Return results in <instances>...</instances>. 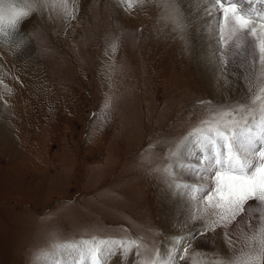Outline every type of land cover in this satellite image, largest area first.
Returning <instances> with one entry per match:
<instances>
[{"label":"rangeland","instance_id":"obj_1","mask_svg":"<svg viewBox=\"0 0 264 264\" xmlns=\"http://www.w3.org/2000/svg\"><path fill=\"white\" fill-rule=\"evenodd\" d=\"M133 3L129 11L120 0H46L24 25L23 39L0 35V264H54L62 251L84 258L89 251L82 257L77 249L101 241V264H160L170 256L171 264H224L259 244L249 237L264 221L251 213L231 233L202 235L201 224L188 223L196 232L185 253L187 244L178 241L188 228L178 233L168 223L163 194L183 142L190 138L196 147L192 134L206 129L202 121L238 107L223 119L239 120L249 106L259 121V104L237 100L250 91L261 58L249 49L239 72L224 68L238 81L213 97L196 73L187 33L194 23L178 11L194 5ZM213 36L210 29L211 44ZM227 55L224 61L235 67ZM262 73L252 95L264 87ZM186 182L184 212L191 205L187 186L200 187ZM206 192L194 200H206ZM209 213V207L199 213L204 222ZM203 236L207 244L196 240ZM220 236L229 239L225 250L216 246Z\"/></svg>","mask_w":264,"mask_h":264},{"label":"snow or ice","instance_id":"obj_2","mask_svg":"<svg viewBox=\"0 0 264 264\" xmlns=\"http://www.w3.org/2000/svg\"><path fill=\"white\" fill-rule=\"evenodd\" d=\"M46 0H25L23 4L3 2L0 0V35L13 36L23 39L21 33L24 32V25L32 13L41 10L45 6ZM122 7L129 11L134 7L133 0H120ZM148 0H135L136 5L147 3ZM251 0H249V3ZM264 4V0H260ZM65 14L69 19L74 18L68 13L66 5ZM203 10L207 15L212 16L215 12L222 14V22L219 23L220 43L228 46L226 41L235 37L242 39L246 34L255 36L257 27L253 18L260 20V28L264 30V9L244 10L238 7L234 0H207ZM227 30V35L225 32ZM261 60L264 61V39L259 45ZM264 75V73H262ZM260 94L250 97L252 105L259 104V121L253 115V108L248 107L247 112L240 116L239 120L224 117H233V112H240L238 107L232 111L218 113L219 119L215 122L202 121L207 125L204 131L197 130L192 135L196 136V146L204 155L202 163H207L209 170L214 175L209 180H214V187H209L206 192V207L211 208L209 221L204 222L199 212L189 214V221L195 227L201 224L199 229L202 235L209 232L224 230L232 232L235 225H242L245 217L250 213L258 211L257 221H264V87L259 88ZM252 116L249 122L248 117ZM259 145V146H258ZM175 155V154H174ZM169 172L168 169H165ZM169 174H171L169 172ZM173 187L180 188V182H173ZM190 191H204L203 189H191ZM251 237L252 240L259 239V244L253 246L250 251L243 253L239 261H225L224 264H264V226L255 230ZM186 236H181L178 243L187 244L184 252L191 250V241L195 238L193 229L187 230ZM100 244L89 248L92 257V264H100L102 251ZM134 242L129 243V247ZM111 255V252L108 253ZM184 259V257H180ZM59 264V261H57ZM155 264V262H151ZM171 264V260L164 262Z\"/></svg>","mask_w":264,"mask_h":264},{"label":"bare ground","instance_id":"obj_3","mask_svg":"<svg viewBox=\"0 0 264 264\" xmlns=\"http://www.w3.org/2000/svg\"><path fill=\"white\" fill-rule=\"evenodd\" d=\"M174 1L177 3L178 2L179 3H182V2L185 3L187 9L189 7V4L192 6L194 5L192 10L194 9V11L196 12L197 15H195V16H193L194 14H192V13L194 11H192V10H191L192 12L190 10H189V12H186V11H182L178 8L177 9L180 12L182 19L185 23H191V22L194 23V26L193 27L191 26L192 28L188 29L187 33L189 36L191 50H192V54H193L192 57L194 58V63L196 66V73H198L200 81L205 86L206 92L213 97H217L218 96L217 94H219L220 90H221V92H225V94L231 92L232 85L234 86V82L238 81V79L230 80L231 78L229 76H225V74L222 72V70H224V68H227V67H232V68L236 69L237 72H239L241 70L240 67H242L244 64H246L249 60V57H248L249 53L247 51L249 49L251 50L252 53L256 52L255 56L256 55L258 56V58H256V59L261 58L260 52L258 53L257 49H256L257 48L256 46L257 45L259 46L261 43V40L264 39V30H262L260 28L261 22L259 21V19L256 18L255 24L257 27V33L255 36H249L248 35V37H245L247 35L246 34L244 36L245 39H244V37L240 40L236 39L237 43L233 42L234 39L232 41L228 40V41H226L228 46H222L220 43V35H219V28H218L219 23L222 22V20H221L222 14L221 13L214 11V14L212 16L207 15L206 12L203 10L204 5L207 4V0H174ZM258 1L259 0H251V4L249 3V0L248 1L237 0L235 2L238 4L239 8L244 9V10H248L250 8L254 9V6L256 7V5H258ZM261 5H263V7L261 6L262 9H264V4H261ZM179 6H180V4H179ZM259 10H261V9H259ZM253 14H255V13H253ZM198 15L201 17L197 18ZM255 16H256V14H255ZM219 20H221V21H219ZM210 27H212V28H210ZM210 29H212V32L214 34L213 37H215V39H214L215 42L213 41L214 44H211V41L213 39L210 41V39H211L210 38ZM238 43H240V45L245 48L244 51L242 50V52H238V47H239L237 45ZM4 49H6L7 51H10V52H12V50H13V49H9L7 47H5ZM242 53H245L246 58L242 56ZM27 54L28 55L30 54V50H29V53H27ZM227 54L233 55V59L235 61L234 62L235 67H233L231 65L233 63H227L224 61L223 58ZM220 56H222L221 60H220ZM263 64H264V61L259 60V66L257 68L258 75L260 73V70L264 69V67H262V66H264ZM258 75H256V77L254 78L253 84H254V82L258 81L257 80ZM253 84L250 85V91H248V94L246 92L247 95H245L244 93H241V95L239 94L240 97H238V100H237L238 103L239 102L241 103L242 101H246L248 99L250 100V97L253 96L252 95ZM208 87H210V88L208 89ZM222 87H224L225 90ZM248 89H249V87H248ZM232 92H234V90ZM240 92H242L241 89H240ZM202 154L207 155V153H202V151L197 146L196 147H195V145L193 146V141L190 138L188 140L184 141L181 148H180L177 160L175 161V166H174V170L172 173V175L174 176L173 177L174 181L175 182H179V181L184 182V180L185 181L187 180V182L188 181H194L196 185L200 186V187L197 186V188L207 190V188L210 187V180H209L210 176H209V174L211 171L208 170V168H207L208 165L205 167L204 163L199 162L198 157H199V155L202 156ZM186 167L188 168V170H186ZM187 171H190V173L189 174L186 173ZM181 178H184V179H181ZM174 181L171 182L169 189L167 191H165V193L163 194V206L165 209L166 219H167L168 223L171 224L172 226H176V228L178 229V233H180L184 229H187L190 226V225L188 226V223L192 224L188 219L190 213H193V214H195L197 212H199L201 214H202V212L207 213L208 207H206V200L205 199H203L201 201V203H199V204L194 200V199L198 198L200 191H191L188 194L190 201L187 202V203H190L191 205L189 204L190 205L189 211L184 212L183 209L184 208L186 209V207H184V203L180 199L182 197V192H183L184 188H183V186L180 188L173 187L172 185H173ZM188 183L191 184L190 182H188ZM193 189H195V188H193ZM183 195H185V194H183ZM257 212L258 211H254V212H252V214H258ZM186 213H187V215H186ZM249 215H251V213ZM210 218H212V217H210ZM200 227H201V225H200ZM200 227H199V229H200ZM194 232H196V230H194ZM197 238H196V240L200 241V243L207 244V242H206L207 237L204 238V236H203L202 238H198V239ZM216 239H218V240H216L217 241L216 246L219 247L220 250H225L226 248H228V246H229V244L227 243L228 238L225 239L223 236H220ZM172 248L173 247L171 246V249ZM77 250L80 252V256L82 255V257L85 256L84 253H86L88 251V249L86 250L84 248H82L81 250L80 249H77ZM78 251H77V254H79ZM72 252L67 253L65 251H62L60 253V255H58V257H56L57 260L55 261L54 264H57V261H59V264H92V257L90 255H87L84 258H78L76 256V254H74ZM172 259H173L172 256H170L169 258L168 257L163 258V259H161L160 264H164V262L169 261V260H171V262H172ZM177 259H178V256H177ZM100 262H101V258H100ZM44 263L49 264L47 261ZM39 264H41V263H39Z\"/></svg>","mask_w":264,"mask_h":264}]
</instances>
